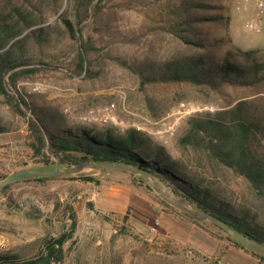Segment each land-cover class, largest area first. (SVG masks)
<instances>
[{
  "label": "rangeland",
  "instance_id": "rangeland-1",
  "mask_svg": "<svg viewBox=\"0 0 264 264\" xmlns=\"http://www.w3.org/2000/svg\"><path fill=\"white\" fill-rule=\"evenodd\" d=\"M180 1L95 0L90 18L82 24L90 60L81 71V44L61 32L63 24L58 18L63 11L66 19L72 18L68 0H0V15L15 6L33 12L35 21L44 22L40 26L60 28L50 47L35 49L28 68L36 71L22 78L17 89L39 106L56 108L72 127L109 130L114 135H125L131 129L143 132L189 172L211 181L227 201L249 206L264 224V202L255 198L248 184L210 160L204 147L194 149L193 137L189 143L184 141L192 118L213 116L240 100L264 102V86H223L213 91L186 83L151 82L141 87L131 70L146 68L149 73L174 57L196 52L168 32L171 12ZM195 1L209 6L198 9L200 16L223 17L220 25H200L202 32L222 38L227 42L224 49L254 51L264 62V38L248 28L256 15L251 3ZM81 49L86 52L85 47ZM181 103L214 111L186 115L179 109ZM0 114L12 126L0 134L1 180L24 169H54L34 163L24 121L13 118L1 104ZM157 188L159 192L142 176L94 168L9 185L0 190V253L34 256L43 240L69 232L67 208L71 207L75 230L56 264H264L231 246L227 235L207 220L193 224L173 212L165 204L179 209L163 198L190 212L197 207L158 178Z\"/></svg>",
  "mask_w": 264,
  "mask_h": 264
},
{
  "label": "trees",
  "instance_id": "trees-1",
  "mask_svg": "<svg viewBox=\"0 0 264 264\" xmlns=\"http://www.w3.org/2000/svg\"><path fill=\"white\" fill-rule=\"evenodd\" d=\"M94 1L68 0L72 18L66 19L64 11L58 16L63 24L61 32L77 40L81 48L85 47V53H82L80 47L78 52L81 71L86 61L90 60L82 24L90 18L89 11ZM207 7V4L195 0H181L174 7L169 18L168 32L182 45L196 52L174 57L149 73L150 70L146 68L139 71L131 68L138 75L141 87L151 82L186 83L213 91L223 86H264V62L257 58L254 51H243L232 46L224 49L227 42L222 38L202 32V24L220 25L223 22L220 14H198L199 8ZM32 13L12 6L8 12L0 15V104L7 108L13 118L24 121L27 147L36 159L35 164L45 168H68L83 162H122L135 166L170 185L175 193L201 211L264 244V224L254 210L244 204L227 201L211 181L189 172L183 163L171 159L164 148L156 146L143 132L131 129L125 135H114L109 130L96 132L85 127H72L56 108L39 106L31 96L19 91L18 82L36 71L28 68L35 58V49L50 47L60 31V28L52 24L40 26L44 22L35 21ZM189 124L184 141L189 143L188 138L193 137L196 143L194 149L204 147L210 160L242 178L255 198L264 202V102L240 100L213 116L192 118ZM11 129V123L0 114V134ZM165 205L193 224H198L189 215ZM67 212L71 219L69 232L51 240H43L39 251L30 258H22L14 253H0V264L60 262L63 246L76 226L72 208L68 207ZM226 239L234 248L264 262V258L246 250L228 236Z\"/></svg>",
  "mask_w": 264,
  "mask_h": 264
},
{
  "label": "water",
  "instance_id": "water-1",
  "mask_svg": "<svg viewBox=\"0 0 264 264\" xmlns=\"http://www.w3.org/2000/svg\"><path fill=\"white\" fill-rule=\"evenodd\" d=\"M84 168H94V169H119L126 171L133 175L142 176L145 178L149 183H151L154 187V189L159 192L157 188V178L150 174L147 171H144L142 169H139L135 166L122 163V162H111V163H79L78 165L74 167H68L65 169H24L21 171H18L7 178L0 181V190L3 189L6 186L23 182L29 179H49V178H55V177H62V176H68V175H74L79 172H81ZM165 201H167L172 206L178 208L185 214L189 215L195 220H207L210 222L213 226L217 227L221 231H223L231 240H233L238 245L242 246L246 250L254 253L257 256H260L264 258V244L260 243L247 235H244L231 227L226 222H223L222 220L215 218L214 216L201 211L198 208H194V212H190L189 210L185 209L181 204H178L175 201L168 200L166 198H163Z\"/></svg>",
  "mask_w": 264,
  "mask_h": 264
},
{
  "label": "built area",
  "instance_id": "built-area-1",
  "mask_svg": "<svg viewBox=\"0 0 264 264\" xmlns=\"http://www.w3.org/2000/svg\"><path fill=\"white\" fill-rule=\"evenodd\" d=\"M243 2L251 3L256 13L255 17L249 22L248 28L264 38V0H243ZM179 109L186 115L201 112L202 110H207L211 113L214 111L213 108H200L199 106H190L185 103H181Z\"/></svg>",
  "mask_w": 264,
  "mask_h": 264
}]
</instances>
